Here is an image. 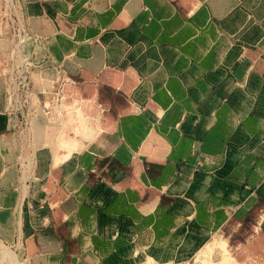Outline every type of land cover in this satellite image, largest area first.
Here are the masks:
<instances>
[{
  "label": "crops",
  "instance_id": "0c3cea01",
  "mask_svg": "<svg viewBox=\"0 0 264 264\" xmlns=\"http://www.w3.org/2000/svg\"><path fill=\"white\" fill-rule=\"evenodd\" d=\"M20 1L47 63L24 131L0 76V264H176L264 219V0Z\"/></svg>",
  "mask_w": 264,
  "mask_h": 264
},
{
  "label": "rangeland",
  "instance_id": "374dc122",
  "mask_svg": "<svg viewBox=\"0 0 264 264\" xmlns=\"http://www.w3.org/2000/svg\"><path fill=\"white\" fill-rule=\"evenodd\" d=\"M14 3V5L10 3L6 4L5 0H0V21H2L0 23V45L4 54L0 57V76H3L7 82L6 91L9 87L8 79L10 78L11 73H13L11 72L13 64L21 65L20 60L24 58V51L21 52V50L17 51L14 61H12L11 58V53L15 49L16 44H18V38L12 36L14 29L17 28L16 31L18 30V21L17 19H14L15 14H19L23 17L21 14L22 8L20 7L21 1L14 0ZM23 19L24 26L30 37L42 41L43 39L31 30L29 23L26 22L24 17ZM30 46H32V44ZM20 47L21 45H19V48ZM38 47L41 48V45ZM35 68L33 71H35ZM18 74V72H14L13 76ZM33 95L35 97H33L29 105L31 106V109L35 111V120V117L39 112L40 103L38 93H36L35 90ZM31 124L32 121L31 123H28V128L31 127ZM17 128L19 131L27 129L25 125H20ZM261 201L264 203V200ZM261 204L262 203L257 204L258 211L259 207H263ZM251 211L245 215H239L237 221L240 222H229L222 231L211 236L209 243L214 242L211 244V250L209 253L199 254V251L204 249L208 244L207 243L200 249L196 250V252L186 260L183 262H177L176 264H264V219L261 221L260 219L257 220V214H250ZM255 225H257V229L255 228ZM221 239H223V241ZM5 244L11 246L15 252ZM5 244H2L1 247V253L3 255L2 264H4V260L13 262L15 254L20 264H23L24 259L20 256V249H16V246L9 242H6ZM5 264L9 263L6 262Z\"/></svg>",
  "mask_w": 264,
  "mask_h": 264
},
{
  "label": "built area",
  "instance_id": "2783aa9c",
  "mask_svg": "<svg viewBox=\"0 0 264 264\" xmlns=\"http://www.w3.org/2000/svg\"><path fill=\"white\" fill-rule=\"evenodd\" d=\"M6 4L14 5V0H5ZM15 20L18 21V30L14 29L12 36L18 38V44L11 53L12 61H14L17 51H24V58L20 60L21 65H14L11 68V75L8 79L7 95L13 112L20 119V123L28 127V123L34 119L35 111L31 109L29 105L33 97H35L33 86H32V72L35 67H41L47 62L45 60H37L35 54L38 51V46L41 41L32 39L24 26V19L19 15L15 14ZM2 21H0L1 23ZM32 44V46H30ZM19 45L21 47L19 48ZM30 46V47H29ZM19 53V52H18ZM14 72H18V75H14Z\"/></svg>",
  "mask_w": 264,
  "mask_h": 264
}]
</instances>
